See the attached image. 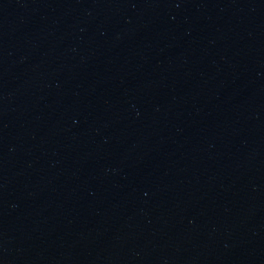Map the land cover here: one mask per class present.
Segmentation results:
<instances>
[{
    "label": "water",
    "instance_id": "obj_1",
    "mask_svg": "<svg viewBox=\"0 0 264 264\" xmlns=\"http://www.w3.org/2000/svg\"><path fill=\"white\" fill-rule=\"evenodd\" d=\"M0 264H264V0H0Z\"/></svg>",
    "mask_w": 264,
    "mask_h": 264
}]
</instances>
